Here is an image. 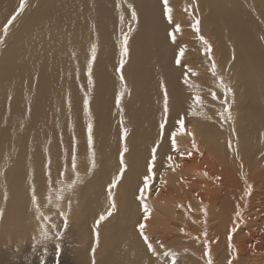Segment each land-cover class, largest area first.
Masks as SVG:
<instances>
[{
	"label": "bare ground",
	"instance_id": "6f19581e",
	"mask_svg": "<svg viewBox=\"0 0 264 264\" xmlns=\"http://www.w3.org/2000/svg\"><path fill=\"white\" fill-rule=\"evenodd\" d=\"M19 1L0 0V29L16 17L0 35L5 43L0 54V264H27L28 248L21 249L24 255L16 248L36 235L41 245L56 238L54 247L59 244L78 264H173L165 251L175 253V264H209V258L211 264H264V233L254 230L259 220L264 229V217H258L264 210V56L256 53L251 30L231 34L248 40L246 57L237 56L242 77L252 79L246 84V113H206L186 137L176 138L166 159L171 170L151 203L155 212L148 210L144 219L134 194L149 153L152 158L154 148L159 154L164 149L156 147L154 137L163 112L159 81L170 88L173 118L185 109L189 95L168 74L171 65L165 60L172 42L165 35L163 3L31 0L36 7L19 11ZM198 3L207 11L204 31L213 32L222 18L229 32L238 8L234 0ZM225 5L228 11L222 13ZM124 35L130 45L121 68ZM124 90L134 105L120 120L121 129L114 104ZM75 173L82 174L81 181L89 175L83 187L74 182L79 181ZM74 185L85 198L79 216L67 208L43 215L45 199L61 207V189L72 193ZM78 195L69 198L70 210ZM44 228L51 239H45Z\"/></svg>",
	"mask_w": 264,
	"mask_h": 264
},
{
	"label": "rangeland",
	"instance_id": "374dc122",
	"mask_svg": "<svg viewBox=\"0 0 264 264\" xmlns=\"http://www.w3.org/2000/svg\"><path fill=\"white\" fill-rule=\"evenodd\" d=\"M160 1L164 5V0ZM23 3L24 8L32 9L36 7L34 3L31 5V0H23ZM234 3L238 7L234 20L237 29L234 28V21L229 19V32L227 22L223 21L222 18L217 19L216 28H213V32H207L201 28L203 15H205L207 11L204 10L205 12H203L202 8L199 6L198 0H167V8L171 9L170 13H168L163 6L165 9L163 10V17L167 24L165 35L166 39L172 42L171 50L168 51V56L165 60V62H170L171 65V72H168V74L173 77L175 82H180L189 95H186L184 102L185 109H180V112H178L181 115L178 114L173 118L171 113L176 112L171 110L175 102L172 101L170 88L164 80L159 81L160 104L163 112L159 113L161 121L155 130L154 137H156V147L164 146V149L162 151L163 153L160 154L156 151V159L152 164V173L148 172V165L152 161V158H149L150 153L148 157L146 156L144 172L142 170L138 176L139 187L135 191L134 198L141 203V196H143V203H141L143 209L146 205L149 211L152 210L155 212V205H151V203L155 200L156 189L159 187L160 181L165 180L166 175L171 170V164L166 159L171 156V152L175 149L171 144V133L173 131L176 132L175 139L182 135V138L186 137L189 134L187 130L194 128L193 124L196 120L206 118V113H224V115L246 113V84L248 80L252 81V79L248 77L246 80L242 77L243 73L240 69L241 65L238 62L237 56L241 57V55H243L246 57L248 40L246 41L247 37L235 40L231 34L250 29L253 36L256 38V53L264 56V0H234ZM20 4L21 0L17 5L19 6V11ZM178 4H181V6ZM222 10V13H226L228 7L226 5L223 6ZM173 12L176 16H173ZM169 15L171 16V22H169L168 19ZM183 15L186 17L184 21L182 19ZM196 20H199L198 31L196 30ZM8 22L9 20L3 23L0 29V35L5 32L4 29L6 26L7 30L10 28L11 24ZM176 25H179L178 31L175 30ZM201 37H203V39H201ZM205 41L207 43H205ZM223 42L225 45H222ZM129 43L130 41L128 40L127 48L130 45ZM4 47L5 43L0 41V54ZM181 49H183V53H181ZM177 60H179L180 63H176ZM241 62H244L242 58ZM213 65H215L214 69ZM258 88L259 96L261 97V89L259 86ZM129 90L130 88L128 91ZM128 91L124 90L122 98L119 99L122 103L120 107L117 106L116 103L114 104V113L119 117L118 125L121 129L123 127L120 120L124 117L125 112H128V107L134 105L131 99L132 97L129 94L131 90L130 92ZM165 94H167L168 107L166 123L164 112ZM261 107H264L263 102ZM178 119L184 120L183 131H180L179 126L176 125ZM162 123L165 124L163 132L160 127ZM177 142L178 140L176 139V144ZM179 142L178 146L182 144L181 140ZM151 148L150 146V149ZM166 153L167 155H165ZM86 155L92 158V153L87 152ZM93 165L94 162L92 163V166ZM92 166L89 164L91 170L93 169ZM81 175V173H75L73 179L79 180ZM83 175L85 176L86 173ZM148 175H152L153 179L149 181L148 186L145 187L144 178ZM88 177L89 175L85 179ZM85 179L83 181L79 180L74 182H80L83 187L86 184ZM77 188L78 187L74 185L72 193L69 191L66 193L63 188L61 189V193L63 194V205L61 207H59L55 199H45L44 208L46 209L43 215L55 213V209L63 208L65 210V208H67L69 210L68 212H74L76 216H79V207L85 198L77 194L79 191ZM141 189H144V191L141 192ZM65 194L69 196L66 200ZM234 194L236 195L235 192ZM73 195L78 196H75V206L70 210V205H68V203H70L69 198ZM151 196L153 197L151 198ZM236 199L239 198L236 196ZM175 201L177 202L178 198L174 199V202ZM66 204L68 207H66ZM258 213V217L262 219L264 217V210L260 209ZM143 214L142 211V215ZM172 221L174 220L172 219ZM260 222L261 220L255 224L254 230L257 232L260 231L259 233H264V229L260 227ZM39 225L42 226V224ZM45 228L48 229L49 227L47 228L46 225ZM45 228L43 229L44 232L46 230ZM166 228H169V226L166 225ZM36 236L38 238V235ZM37 238L34 237L32 239L22 240L20 244L22 246L16 248L18 252H20L21 249H25L24 247L28 248L25 249V253L29 254L27 255L29 257L27 264H78L68 253L63 254L64 248L60 247L58 250L57 247H54L55 241L57 240L56 238L45 242V245L38 243V241H36ZM218 241H220V239H218ZM20 255L24 254L20 252Z\"/></svg>",
	"mask_w": 264,
	"mask_h": 264
},
{
	"label": "snow or ice",
	"instance_id": "6c2138e0",
	"mask_svg": "<svg viewBox=\"0 0 264 264\" xmlns=\"http://www.w3.org/2000/svg\"><path fill=\"white\" fill-rule=\"evenodd\" d=\"M164 7H165V9H166V11H167L168 13L171 12V9L167 8V0H164ZM23 9H24V3H23V0H21L20 10L23 11ZM15 18H16V17L13 16V17H12V20H14ZM131 19H132L133 21H135V20L137 19V16H136V12H135V10L132 11ZM168 19H169V22H171V16H170V15H169ZM12 20H9L8 23L11 24V23H12ZM121 20H123V17H121ZM195 24H196V26H197V27H196V30L198 31V30H199V29H198L199 20H196ZM175 30H177V31L179 30V25H176V26H175ZM4 31H5V33L7 32V27H5ZM128 31H129V32L132 31L131 26H129ZM173 39H174V37H173ZM201 39H203V37H201ZM127 43H128V36H127V35H124V37H123V46H122V51H121V60H120V62H119L121 68L123 67V65H124V63H125V60H124L123 57L127 56V54H128ZM205 43H207V42L205 41ZM180 51H181V53H183V49H181ZM95 57H96V48H95V46H93V47H92V60H93V61L95 60ZM176 63H180V61L177 60ZM214 68H215V65H213V69H214ZM119 71H120V69L118 68V69H117V72H119ZM91 72H92V64L89 63V65H88V83H89V84L92 83ZM121 80L123 81V76H122V75H121ZM121 95H123V93H121ZM213 95H214V94H213ZM214 98H215V96H214ZM164 99H165L164 112H165V123H166V114H167V112H168V107H167V94H165ZM197 99H198V98H197ZM84 104H85V109H87V107H88V100H87V99H85ZM116 104H117V106H119V104H120V100H119V98H117V100H116ZM176 125L179 126V130H180V131H183L184 120H183V119H178V120L176 121ZM160 127H161V131L163 132V129H164V127H165V124L162 123V124L160 125ZM92 128H93L92 124L89 123V124L87 125V133H88V135H87V142H88V145H89V146H91V145H92V142H93ZM175 136H176V132L173 131V132L171 133V144H172V147H173V148L176 147V139H175ZM124 151H127V149L125 148ZM155 151H156V150H155V148H154V149H153V154H152V161H151V162L149 163V165H148V172H149V173H152V164L155 162V159H156V157H155ZM169 159H171V157H169ZM120 162H121V166H122V167H121V172H123V170H124L123 156H121V161H120ZM73 167H75V159H73ZM152 179H153V176H152V175H148V176H146V177L144 178V185H145V187L148 186V182L151 181ZM116 183H117V180H113V181H112V185H113V186H114ZM143 191H144V189H141V192H143ZM109 196H111V192H109ZM141 203H143V196H141ZM148 214H149V212H148V208H147V206L145 205V206H144V219H147ZM239 215H240V214L237 213V216H238V217H239ZM104 219H105L104 216H101V217H100V220H104ZM97 223H99V221H98ZM65 227H67V217H65ZM139 228H140L141 234L143 235L145 225H144L143 223H140V224H139ZM231 231H232V232H235V231H236V228H233ZM59 235H60V234L57 233V236H59ZM205 235H206V234H205ZM44 237H45V239H51V237L48 235V233H47L46 230H45V232H44ZM231 238H232V237H231V233H230V234H229V237H228L229 241H231ZM144 239L147 241V237H146V236L144 237ZM148 247H149V250L152 251V253H153L154 255L157 254V253H156V249L153 248V246L151 245V243L148 244ZM59 248H60V245L57 244V249L59 250ZM164 255H165L166 257H167V256H171L172 259H173V264H175V253H171V252H169V251H165V252H164ZM209 264H211V258H209Z\"/></svg>",
	"mask_w": 264,
	"mask_h": 264
}]
</instances>
